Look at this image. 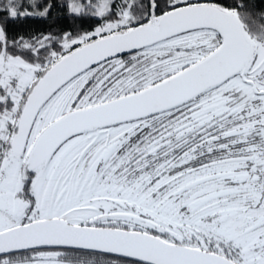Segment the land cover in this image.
<instances>
[{
    "label": "snow or ice",
    "instance_id": "snow-or-ice-1",
    "mask_svg": "<svg viewBox=\"0 0 264 264\" xmlns=\"http://www.w3.org/2000/svg\"><path fill=\"white\" fill-rule=\"evenodd\" d=\"M0 264H264V0H0Z\"/></svg>",
    "mask_w": 264,
    "mask_h": 264
},
{
    "label": "trees",
    "instance_id": "trees-1",
    "mask_svg": "<svg viewBox=\"0 0 264 264\" xmlns=\"http://www.w3.org/2000/svg\"><path fill=\"white\" fill-rule=\"evenodd\" d=\"M61 23L70 24L71 21L63 20L61 21ZM48 27H49V24L44 21L28 19V20L20 21L12 25L11 29L13 33H16V32L24 33V32L36 31V30H45Z\"/></svg>",
    "mask_w": 264,
    "mask_h": 264
}]
</instances>
